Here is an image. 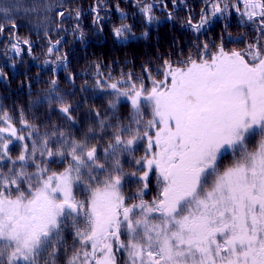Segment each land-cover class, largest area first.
Instances as JSON below:
<instances>
[{
  "label": "snow or ice",
  "instance_id": "6c2138e0",
  "mask_svg": "<svg viewBox=\"0 0 264 264\" xmlns=\"http://www.w3.org/2000/svg\"><path fill=\"white\" fill-rule=\"evenodd\" d=\"M221 3L204 0L199 23L189 19L188 25L199 31L212 16L227 11L228 5ZM244 3L242 15L250 21L259 17L264 29V0ZM152 7L141 9L149 22L155 19ZM128 30L127 25L114 27L113 35L119 40ZM13 48L20 53L18 45ZM185 64L173 67L165 61V79L153 78L150 91L131 74L125 89L118 87L123 80L107 85L131 102L137 125L142 123V102L152 106L153 118L142 133L152 155L136 163L146 161L149 170L153 166L159 170L165 182L163 199L126 205L121 192L124 174L117 159L104 181L92 188L90 198L79 200L72 185L82 180L81 168L105 167L98 162L97 146L72 141L71 151L65 145L53 151L45 141L49 157L71 156L63 172L48 175L39 165L32 176L23 170L0 172V264H40L49 248L48 255H54L66 219L72 220L81 245L68 264H116L114 244L116 251H127L130 264H264V45L250 44L244 51L231 53L221 49L210 60L189 58ZM60 111L67 115L69 108L61 106ZM0 123L7 125L0 127V134L8 132L24 140L6 112L0 113ZM152 128L154 136L147 130ZM255 137L259 139L250 150L247 143ZM140 138L139 129H118L105 153L116 156L128 151ZM0 148L7 156L3 135ZM26 151L27 145L17 159L25 161ZM229 152L233 159L221 170L220 163ZM148 174L145 171L141 180L147 181ZM25 177L29 179L26 190L21 187ZM155 212L160 217L153 223L149 215ZM122 235L127 236L126 243Z\"/></svg>",
  "mask_w": 264,
  "mask_h": 264
},
{
  "label": "trees",
  "instance_id": "16d2710c",
  "mask_svg": "<svg viewBox=\"0 0 264 264\" xmlns=\"http://www.w3.org/2000/svg\"><path fill=\"white\" fill-rule=\"evenodd\" d=\"M241 1L222 0L221 6L227 4V11L212 16L196 31L187 21L199 23L204 0H175V3L173 0H0L3 28L0 31V113L6 112L17 135L24 137L21 141L8 132L0 134L7 143L8 153L3 156L4 149L0 148V156H3L0 172L7 175L9 169L23 170L32 176L38 173L37 165L47 169L48 175L63 172L71 156L49 157L44 151L45 141L53 151L61 145L71 151L68 145L77 141L88 148L97 146L98 162L105 165L104 169L94 165L81 168L82 180H74L72 185L77 199L88 200L92 188L104 181L117 159L124 174L121 192L126 205L141 200L151 204L163 199L165 182L159 170L152 169L144 181L141 176L146 171V162L136 163L146 152L142 133L152 112L142 107V123L137 125L131 103L107 85L123 80L118 87L125 89L131 83L128 80L131 74L134 80H143L150 91L153 78L165 79V61L173 67H185L189 58L198 62L210 60L221 49L231 53L244 51L250 44L264 45L260 18L250 21L242 15ZM147 5L153 6L155 19L151 22L141 10ZM206 14H211V6ZM96 17H99L98 23ZM121 25H127L129 30L118 40L113 28ZM13 45L21 49L19 54ZM49 48L53 50L49 52ZM145 68L149 71L145 72ZM98 80L103 84L98 85ZM61 106L69 108L67 115L60 111ZM0 127L7 125L0 123ZM118 129L132 132L139 129L141 138L130 150L112 156L105 153V148L114 143ZM147 130L154 131L153 128ZM128 135L127 131L123 132L125 139ZM250 139L247 147L251 150L258 139ZM25 145L26 160L20 161L17 157ZM33 148L37 149L35 153ZM232 159L229 152L222 159L220 169L228 166ZM86 162L91 165L90 161ZM89 176L94 179H88ZM28 183L25 177L21 187L26 190ZM153 214L160 216L159 212ZM80 219L82 221L83 217ZM127 239L126 235L121 236L125 243ZM113 247L116 264H130L127 251H116L118 245L115 244ZM80 248L73 222L66 219L54 255H48L52 252L49 248L42 254L40 264L44 261L68 264Z\"/></svg>",
  "mask_w": 264,
  "mask_h": 264
},
{
  "label": "rangeland",
  "instance_id": "374dc122",
  "mask_svg": "<svg viewBox=\"0 0 264 264\" xmlns=\"http://www.w3.org/2000/svg\"><path fill=\"white\" fill-rule=\"evenodd\" d=\"M240 7L242 8V11L244 12L246 9H245V3H244V0H242L241 1V3H240ZM247 17V16H246ZM127 99V98H126ZM128 100V99H127ZM129 101V100H128ZM130 102V101H129ZM131 103V102H130ZM142 107H147V108H149L150 109V111L152 112V106H151V104L149 103V102H147V101H143L142 102V104H141V108ZM140 108V109H141ZM153 117H152V114H151V116H150V118L149 119H152ZM153 132H150V134L151 135H155V131H156V129L155 128H153ZM144 137V136H143ZM256 139H259L258 137H256ZM251 140V139H250ZM250 140H249V142L247 143V146L250 144ZM147 143H148V140H147V137H145V147H144V149L146 150V152H145V154H144V157H148V158H151V155H152V152L151 151H149L148 150V148H147ZM144 162H146V161H144ZM155 167L153 166V169H154ZM146 171L149 173L151 170H149V168H148V166H147V164H146ZM144 173V172H143ZM61 195V194H60ZM62 196V195H61ZM60 196V197H61ZM160 216H156V214H153V213H151L150 215H149V219L153 222V223H155L156 222V219H158Z\"/></svg>",
  "mask_w": 264,
  "mask_h": 264
},
{
  "label": "flooded vegetation",
  "instance_id": "af4514ba",
  "mask_svg": "<svg viewBox=\"0 0 264 264\" xmlns=\"http://www.w3.org/2000/svg\"><path fill=\"white\" fill-rule=\"evenodd\" d=\"M212 53H213V52H210V56H212Z\"/></svg>",
  "mask_w": 264,
  "mask_h": 264
}]
</instances>
